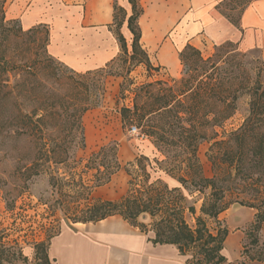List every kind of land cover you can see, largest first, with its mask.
Here are the masks:
<instances>
[{"label": "trees", "instance_id": "1", "mask_svg": "<svg viewBox=\"0 0 264 264\" xmlns=\"http://www.w3.org/2000/svg\"><path fill=\"white\" fill-rule=\"evenodd\" d=\"M6 1L0 0V138L11 134L16 143L29 138L32 147L31 153L16 159L11 173L22 183L15 184L16 196L27 188V181L45 174L51 189L62 197L59 205L71 209L72 222H96L119 215L141 232L151 233L148 240L153 244L174 245L185 257L180 264L227 262L223 248L229 231L219 215L232 203L226 196L229 186L223 184L228 179L238 181V189L247 191L237 201L255 210L253 228L259 231L264 226V62L256 66L252 78L236 42L214 44L207 56L186 43L178 52L182 67L179 77L135 85L129 77L134 66L143 65L146 70L154 67L140 41L138 18L142 7L138 0H128L127 13L114 3L110 27L114 26L120 47L117 58L125 65L124 74L115 75L122 78L119 93L128 91L132 95L131 105L119 108L121 122L138 128L165 158L153 160L157 168L144 155L122 166L116 142L99 146L87 158H78L76 150L85 147L82 116L104 96L99 75L102 67L75 72L54 66L51 54L36 48L38 26L26 30L16 26V19L5 15ZM253 1L221 0L215 8L242 30L240 18ZM123 22L131 34L129 46L120 32ZM45 45L47 49L48 43ZM243 93L249 95L248 114L225 139H218L215 128L234 114ZM208 130L212 131L210 135ZM202 140H212L211 177L203 174L197 155ZM60 168L66 171L60 173ZM121 169L129 177L126 192L116 200L95 198L93 191ZM159 169L181 186L169 187L155 178ZM188 196L195 197L189 204ZM15 197L4 200L5 210L15 218L12 227L1 226L0 222V264H29L20 236H13L19 230L15 224L19 216L13 214ZM186 214L193 217V224ZM145 217L150 219L148 223L143 221ZM57 233L47 242L31 241L34 264H54L48 248ZM249 244L255 252H248V246L242 245L241 263L246 261L242 254L248 261L264 263V244L259 243V237L252 236Z\"/></svg>", "mask_w": 264, "mask_h": 264}, {"label": "crops", "instance_id": "2", "mask_svg": "<svg viewBox=\"0 0 264 264\" xmlns=\"http://www.w3.org/2000/svg\"><path fill=\"white\" fill-rule=\"evenodd\" d=\"M138 1L142 7L138 18L140 41L149 58L156 55L157 66L173 68L179 60L178 52L186 43L200 47L195 42L199 35L215 44L236 42L241 51L262 45L264 39V0L253 1L244 10L240 18L242 30L216 10L215 5L221 0ZM114 3L130 12L128 0H45L34 2L28 14L22 16V23L26 29L47 24L48 52L77 71L90 70L104 66L120 51L110 27ZM120 31L128 44L131 34L126 22ZM150 235L119 215L96 222L65 223L50 239L48 255L54 264H180L184 261L185 257L174 245L153 244L148 240ZM228 235L223 250L229 245L231 252L240 254L242 244L239 246L238 239H229Z\"/></svg>", "mask_w": 264, "mask_h": 264}, {"label": "rangeland", "instance_id": "3", "mask_svg": "<svg viewBox=\"0 0 264 264\" xmlns=\"http://www.w3.org/2000/svg\"><path fill=\"white\" fill-rule=\"evenodd\" d=\"M40 1L44 2L45 0H7L5 15L8 19H16V26L23 28L22 30H26L22 23V16L26 13L28 14V11H30L34 2L40 3ZM36 26H38V34L35 42L36 48L40 52L42 51V53L49 54L45 47V43H48L46 40L47 33L45 32V30H47L49 34L48 25L40 23V25ZM111 29L113 31L114 26H112ZM130 39L131 36L128 39V44L130 43ZM195 42L199 44V48L203 55L207 56L213 52V46L215 44L213 40L205 39L203 36L199 35L195 37ZM261 42L262 45L258 47H253L245 51L240 50V52L243 53L241 60L244 61L246 67L250 69L252 78L254 77L256 66L259 65L260 62H264V39ZM120 53L121 52L119 51L118 55L114 57L113 62L108 63L106 66H102V70L99 72V75L102 76L104 82V96L100 104L87 110L82 116L85 147L76 150V157L87 158L89 154L99 146L109 142H116L117 156L122 166L127 162L132 161L134 157L144 155L152 160V165H155V168H157V164L153 160H162L165 158L164 155L156 150L149 137L140 134L138 128H136L138 133H133L131 132V128L135 127L134 125L127 124L123 126L121 122L119 108L123 105L130 106L132 95L129 94L128 91H125L123 95L119 93V84L122 78L115 74L121 72L124 74L125 70L124 63L121 59L117 58ZM50 56L52 57L53 65L62 70L83 72L69 67L52 55ZM154 58H156V55L150 57L151 63L154 66L152 69L146 70L143 65H136L132 68L129 77L133 80L135 85L144 81L166 79L168 76L177 78L181 75L182 67L179 60L173 68L166 65H158V70H156L155 67L157 66V63ZM248 108L249 95L243 93L237 100V107L234 114L221 126L215 128L217 138L225 139L231 130L238 128L248 114ZM211 132V130H208V135H210ZM211 143L212 140H202L197 148V155L202 166L203 174L207 177H211L214 173L212 162L209 157ZM31 151L32 147L29 138H22L17 143L11 134H6L5 137L0 138L1 226L12 227L11 223L13 218H15L11 212L5 210L4 200L14 198L18 192V188L15 184L21 183L15 181L14 177L11 175L16 159L20 156H25L31 153ZM64 171L66 170L63 168H60L59 170L60 173ZM154 177H159L169 187L181 186L176 178L169 176L163 170H157ZM128 179L129 177L126 172L121 169L111 177V180L107 184L96 188L92 195L95 198L116 200L126 192ZM238 183V181L229 179L225 183L223 182L224 185L229 186L226 190V196L228 199L232 200V203L219 215V219L221 224L228 229L229 239H238L239 246L241 244L243 246H248V252L254 254L255 251L249 244L250 238L256 235L259 237V243L264 244V226L259 231H256L253 228L252 224L254 222L255 210L246 205H242L237 201L238 198L246 196L247 193V191L238 189ZM26 184L27 188L23 193L15 197L13 214L19 216L15 223L18 225L19 230L13 236H20L19 241L22 245V251L27 255L29 264H34V249L31 241L44 240L47 242L49 236L59 231L62 225L74 222L70 219L71 209H64L59 205V200L62 197L51 189L48 184L47 175L41 174L36 176L31 181H27ZM181 189L184 194H187L186 189ZM194 198L195 197L193 196H188L187 204L191 203ZM199 204L200 201L196 203L197 208ZM186 217L187 221L190 224H193V217L189 214H186ZM143 221L148 223L150 219L145 217L143 218ZM226 247L227 250H223V253L227 258L225 264H248L250 262L247 260L246 254H242L246 261L245 263H241L243 262V258L240 254L237 252H231L229 250V245ZM239 249L240 251L243 250L240 247Z\"/></svg>", "mask_w": 264, "mask_h": 264}, {"label": "built area", "instance_id": "4", "mask_svg": "<svg viewBox=\"0 0 264 264\" xmlns=\"http://www.w3.org/2000/svg\"><path fill=\"white\" fill-rule=\"evenodd\" d=\"M131 132H133V133H138L136 127H132V128H131Z\"/></svg>", "mask_w": 264, "mask_h": 264}]
</instances>
